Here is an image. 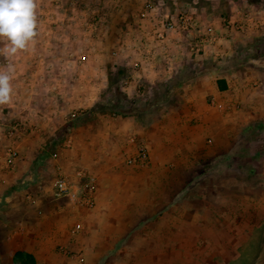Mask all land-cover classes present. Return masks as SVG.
<instances>
[{"label": "rangeland", "instance_id": "374dc122", "mask_svg": "<svg viewBox=\"0 0 264 264\" xmlns=\"http://www.w3.org/2000/svg\"><path fill=\"white\" fill-rule=\"evenodd\" d=\"M62 1L68 2L58 0ZM181 1L190 3L178 10L194 19L195 26L189 32L179 30L178 24L169 30L167 27L161 29L163 22H168L167 16L169 18L172 15L173 22L176 21V11L167 12L172 0H164V7L157 6L155 0H132V3L123 4V7L131 9V14L126 17L127 22L144 25L146 32L150 29L154 43H159L155 32L160 28L164 35L161 42L166 41L171 31L181 38L185 36L190 52L197 56L217 47L214 57H208L202 64L188 61L170 79V86L162 85L167 81L150 83L137 78V73L141 70L138 67L140 62L133 59V54L125 53V61L120 63V59L110 54L118 51L115 50L116 47L99 48L95 51L98 58L91 62L94 65H88V70L92 68L94 77L91 74L88 78L74 77L70 81L69 77L76 69L81 68L82 73H85V66L68 64L61 66L62 72L65 70L66 73H59L58 66L50 65L47 69L49 78L42 83L28 81L36 92L42 93L45 89L49 92L30 98L31 111L28 113L23 107V102L28 99L22 96L24 83L21 78L25 75L23 68L20 64L12 66L14 78L11 79V100L0 105V264H12V253L26 244L25 240L17 238L28 232L31 223L36 222L39 216L38 211L33 212V208L27 206L26 196L30 195L42 204L51 202L55 196V183L61 179L62 170H74L76 162L81 169L88 170L89 166L97 168L99 165L105 167V158L108 156L116 157L112 164L146 168L149 155L144 165L138 164V161L128 163V159L136 158L139 150L148 152L139 141L136 130L147 124L149 116L158 111L157 106L165 104L170 88L181 77L190 76L203 68H217L218 77L230 72L251 73L252 70L264 68L259 60L264 57V17H255L245 11L248 5L257 9L264 8V0H196L194 4V0ZM37 2L40 1L34 0L35 12L38 10ZM148 2L153 4L156 14L142 19L140 13ZM215 2L217 16L214 17ZM167 3L169 6L165 7ZM83 6L79 5L81 8ZM87 8L91 15L89 25L94 31L99 13L103 11L102 5L98 0H93L88 2ZM35 19L37 21L36 16ZM58 20L59 25L66 24L63 17ZM213 21L217 28H213ZM156 22L158 23L154 24ZM208 23L212 25L209 26ZM157 25L159 28L153 31L152 28ZM38 29L36 23L34 40H37ZM200 37L207 40L203 46L195 48L194 44ZM245 39H248V44L238 43ZM69 44L64 42L65 49L61 54L72 62L73 57L80 56V50L71 48ZM158 48L156 45L155 49ZM37 51L34 50L35 53ZM253 59L258 61L253 63L250 61ZM161 60L164 61L162 57ZM7 66L0 63V69L6 70ZM36 67V64H29V67H24V71L28 68L29 73H32ZM54 74L56 77L52 76ZM59 75L63 87L71 84L74 93H69L66 97L58 93L54 98L56 93H52L54 96L50 94L57 87ZM136 79L138 81L135 85ZM217 82V87L222 90L220 82L224 81ZM133 86L135 93L131 92ZM125 97L128 101H125ZM93 107L97 111L91 113ZM75 120L79 122L71 125L68 134L58 141V132ZM123 121L129 123L121 124ZM254 129L257 131L252 133ZM243 136L247 141L233 146V154L231 152L227 159L217 165V171L210 172L200 184H197L196 178L187 193H174V215L169 211L166 216L172 224L137 226L138 230L133 234L137 239L136 233L139 231L148 234L156 232L157 240L151 243L130 241L119 255L115 253L107 256L103 262L100 260V264H264V120H258L245 128L240 134L241 138ZM131 138L135 139L134 142L129 147L123 146L125 140ZM9 149L18 154L12 168L5 165ZM244 155L247 156L246 159L243 158ZM96 168L93 173L86 174L94 177L95 181ZM97 186L96 181V188ZM183 202L187 206L180 205ZM43 211L46 216L48 212L45 207ZM181 214L180 219L178 217ZM87 226L93 229L96 225L92 223V226ZM97 230L94 229V233ZM154 244H157L156 254L150 256L149 253L154 251ZM72 255L76 257L69 260L70 264L88 262L86 256Z\"/></svg>", "mask_w": 264, "mask_h": 264}, {"label": "crops", "instance_id": "0c3cea01", "mask_svg": "<svg viewBox=\"0 0 264 264\" xmlns=\"http://www.w3.org/2000/svg\"><path fill=\"white\" fill-rule=\"evenodd\" d=\"M39 1L36 3L38 10L35 12L39 28L37 40L26 50H20L13 56L0 55L3 60L0 63L12 66L20 64L23 68L25 77L21 78L24 83L22 96L28 98L23 102V107L28 113L31 111L30 98L36 94L49 93L46 89L42 93L36 92L28 81L42 83L49 78L47 69L50 65L58 66L59 73L62 72L61 66L68 64L85 66V73H82L81 68L76 69L69 77L70 81L74 77L88 78L91 74L94 77V72L92 68L88 70V65H94L91 62L98 58L95 51L99 48L116 47L115 50L118 51L110 54L120 59V63H124L125 53L133 54V59L140 62L138 67L141 70L138 71L137 78L150 83L169 81L188 61H197L199 65L217 53V47H214L199 56L192 54L185 36L181 38L172 31L166 41L161 44L154 43L150 29L146 32L144 25L127 22L126 17H129L131 9L123 7V4L132 3V0H98L103 11L99 13L94 31L89 25L91 15L87 8L88 2L93 0H68L66 3L62 1L64 5L58 0ZM155 1L157 6L164 7V0ZM79 5L84 6L81 8ZM183 5L190 3L172 0L171 5L167 3L165 7L169 6L167 12H171L178 11ZM213 7L215 17L216 2ZM57 8L64 10L59 11ZM245 11L255 17H264L262 7L257 9L248 5ZM59 17H63L66 24L59 25ZM213 22V28H217L216 22ZM157 28L159 25L152 30ZM248 39L238 43L248 44ZM63 41L70 43L71 48L80 50V56L73 57L72 62L61 54L65 49ZM156 45L159 46L158 49H155ZM2 47L4 45L0 44V48ZM35 49L38 50L37 53L34 52ZM259 60L264 65V57ZM250 61L255 63L258 60ZM29 64L37 66L32 73H29L28 68L24 71V67H29ZM217 72V68H203L184 77L180 83L170 88L165 104L157 106L158 111L149 116L147 124L138 127L140 129L136 130V135L149 155L146 168L112 164L116 157L108 156L105 158V167L99 165L97 168L89 166L88 170L81 169L76 162L74 170H62L61 178L73 184L70 192L75 195L74 185L78 184L79 175L93 173L96 168L98 186L90 205L84 204L77 196H63L56 192L53 200L47 204L27 195V206L33 208V212L38 211L39 216L36 222L31 223L30 230L17 238L26 241L25 246H20L21 249L17 251L31 254L35 264H70L69 260L76 257L73 253L86 256V264H100V260L103 262L107 256L115 253L119 255L130 241L151 243L157 240L156 232L148 234L139 231L136 233L137 239L133 234L138 230L137 226L169 225V222L172 224L166 216L169 211L174 215V195L187 193L196 178L197 184H200L210 172L217 171V165L231 155L241 132L256 121L264 120V68L252 70L251 73L230 72L221 77L217 76ZM62 73L66 71L63 70ZM11 75L13 79L14 72ZM52 76L56 77L55 74ZM221 80L224 81L220 82L223 85L222 90L217 87V81ZM56 81L57 87L53 88L51 96L56 93V98L61 93L60 96L66 97L67 94L74 93L71 84L63 87L60 75ZM137 81H134L135 85ZM134 86L131 92L135 93ZM127 123L129 122H121L124 125ZM131 139H126L123 146L129 147L132 144ZM182 204L187 206L186 202L180 205ZM44 207L48 212L46 216ZM178 218L181 219L182 214ZM92 223L96 226L93 229L88 228L87 224L92 226ZM96 228L98 230L94 233ZM153 246L154 251L149 253L150 256L156 254L157 244ZM14 253L11 255V263Z\"/></svg>", "mask_w": 264, "mask_h": 264}, {"label": "clouds", "instance_id": "9594fccd", "mask_svg": "<svg viewBox=\"0 0 264 264\" xmlns=\"http://www.w3.org/2000/svg\"><path fill=\"white\" fill-rule=\"evenodd\" d=\"M34 0H0V55L13 56L26 50L36 36ZM12 65L0 69V105L7 104L12 95Z\"/></svg>", "mask_w": 264, "mask_h": 264}, {"label": "built area", "instance_id": "2783aa9c", "mask_svg": "<svg viewBox=\"0 0 264 264\" xmlns=\"http://www.w3.org/2000/svg\"><path fill=\"white\" fill-rule=\"evenodd\" d=\"M155 8L152 3L148 2L145 4L142 12L140 13V17L142 19L146 18L147 16L155 15L154 13ZM176 16V23L173 22V16L169 15V18L167 16L168 22L161 25V29H164L167 27V30L176 27L178 24V28L181 31L189 32L190 29H193L194 19L187 14H183L182 12L176 11L174 12ZM155 38L159 42H161L164 39L163 32H161L160 28L155 32ZM205 37L198 38V41L195 42V48H198L200 45H204L206 42ZM198 51V50H197ZM132 143L134 142V139H131ZM148 152L141 149L137 152L136 158H130L128 159V163H134L138 161V164L144 165L146 163V160L148 159ZM18 159V154L15 150L9 149L6 153L5 157V165L7 168H12ZM75 186V192L76 194L73 195L70 192V188L73 187V184L68 183L65 179H58L55 183V189L56 194L63 195V196H77L80 198V200L86 204L90 205L93 201V197L96 191V181L95 178L88 175H79L78 184Z\"/></svg>", "mask_w": 264, "mask_h": 264}, {"label": "trees", "instance_id": "16d2710c", "mask_svg": "<svg viewBox=\"0 0 264 264\" xmlns=\"http://www.w3.org/2000/svg\"><path fill=\"white\" fill-rule=\"evenodd\" d=\"M184 77H181L178 81H177V83L176 84H178L182 79H183ZM172 80V79H171ZM170 80L169 81H167V82H165V83H163L162 85H169L170 86ZM175 84V85H176ZM175 85H173V86H175ZM126 98V97H125ZM128 101V99L126 98L125 99V101ZM97 111V109H96V107H93L92 109H91V113L92 112H96ZM79 122V120H75L74 122H71V123H69V124H66L64 127H63V129L60 131V132H58V135H59V138H58V141H61V139H62V137L63 136H65V135H67L68 134V132H69V130H70V128H71V125H73V124H76V123H78ZM257 130L256 129H254V130H252V133H255ZM255 138V137H254ZM247 141V138L246 137H240L239 138V141L238 142H246ZM244 153V152H243ZM247 155V154H246ZM246 155H244V159H246ZM242 157V156H241ZM12 263L13 264H35V259H34V257L31 255V254H29V253H26V252H24V251H17V252H15L14 253V255H13V257H12Z\"/></svg>", "mask_w": 264, "mask_h": 264}]
</instances>
